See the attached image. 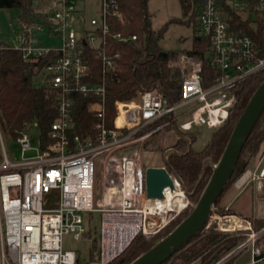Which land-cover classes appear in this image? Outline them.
Listing matches in <instances>:
<instances>
[{"label":"built area","instance_id":"built-area-1","mask_svg":"<svg viewBox=\"0 0 264 264\" xmlns=\"http://www.w3.org/2000/svg\"><path fill=\"white\" fill-rule=\"evenodd\" d=\"M49 7V32L60 43L38 47L24 41L15 48L24 60L37 64L43 86L55 94L59 115L48 140L40 135L38 145L29 134L32 127L18 134L14 142L19 159L9 153L0 127V264H110L138 236L154 237L191 207L181 181L169 171L174 189L183 193L182 204L160 209L156 198L147 196L142 146L171 122L179 121L184 132L202 126L215 131L225 125L236 102L235 89L264 71L262 50L252 37L260 34L264 39V0H194L190 14L196 17L190 19L195 36L209 40L205 57L220 73L214 84L204 86V60L182 55L172 65L183 77L178 103H170L157 89L144 90L138 99L115 101L112 124L106 119V78L118 68L121 54L112 51L110 39L137 40L115 30L117 22H124L119 0H51ZM88 50L98 54L102 67L103 77L96 82ZM77 96L90 100L87 110L97 118L94 139L75 133ZM96 164L102 167V196L97 200ZM259 177L264 178V169ZM251 178L256 177L247 171L236 187ZM262 186L259 179V190ZM165 191L159 198L164 202ZM84 213L100 214L97 257L86 262L63 244L67 235L79 240L88 234ZM229 217L242 226L223 229ZM217 219L216 229L244 232L246 240L216 264L247 249V264H263L264 229L254 230L249 220L235 215H211L208 226Z\"/></svg>","mask_w":264,"mask_h":264},{"label":"trees","instance_id":"trees-1","mask_svg":"<svg viewBox=\"0 0 264 264\" xmlns=\"http://www.w3.org/2000/svg\"><path fill=\"white\" fill-rule=\"evenodd\" d=\"M148 1L119 0L124 22H117L115 30L128 37L136 35L137 40L124 43L110 39L112 51L121 54L118 68L109 73L106 78L108 90L106 119L111 124L116 116L115 101L138 99L144 90L157 89L169 99L170 103H178L182 95L183 77L181 71L174 68L171 63L182 55H191L204 60L205 87L214 84L216 77L220 74L206 60V52L210 46L206 38L195 36L193 49L184 52L165 50L160 45L163 34L152 29V16L148 10ZM193 1L181 0L186 16L193 7ZM32 5L33 0H0V9L17 10L20 18L26 22H32L39 16ZM195 17L194 12L190 18L194 20ZM252 37L260 46L261 54L264 56V39L260 34H254ZM86 57L94 76L93 81L101 80L103 74L98 54L88 50ZM39 75L37 64L24 60L21 51L15 47L6 46L0 42V127L2 134L7 133L15 139L20 132L36 124L40 129L41 138L48 140V134L59 112L54 92L47 86L39 87L34 84V80ZM263 81L264 71L245 80L235 89L236 102L230 111L228 120L223 127L212 133L200 151L193 149V144L197 139L195 134L182 131L176 122H171L162 129L166 131L176 129L189 136V138L179 139L175 145L177 150L168 154L164 167L181 181L194 206L198 203L215 166L220 161L238 119ZM89 102V99L82 96L76 98L73 111L76 124L75 133L85 139H94L97 136L94 129L97 118L88 112ZM263 145L264 112L244 146L234 174L218 199L214 212L218 210L221 199L228 188L235 185L249 170L251 162L259 155ZM191 210L192 207H189L182 212L169 225L171 226L169 232L163 238L152 243L140 235L120 257L110 264L132 263L170 234ZM254 225L257 228H264V221H261L259 225L257 223ZM86 235L91 236V232ZM245 240L244 232L223 233L216 229L215 225L208 227L207 224L200 234L164 264H216ZM97 253L98 240L96 239L91 250V260L97 257ZM224 264H234V258L227 260Z\"/></svg>","mask_w":264,"mask_h":264},{"label":"rangeland","instance_id":"rangeland-1","mask_svg":"<svg viewBox=\"0 0 264 264\" xmlns=\"http://www.w3.org/2000/svg\"><path fill=\"white\" fill-rule=\"evenodd\" d=\"M50 1L51 0H33L32 7L37 12V14H39V18H35V20L32 22H26V20H22L17 10L0 9V42L10 47H17L24 41H27L32 46L38 47L57 46L60 43V38L50 35L49 24L47 21L50 12ZM148 10L152 16L151 21L153 31L162 32L163 34V37L160 40V45L165 50H175L179 52H184L193 49L195 29L190 19L191 14L189 13L187 16L185 15L181 0H149ZM179 59L180 58H178L176 61H178ZM176 61H174L173 63H175ZM173 63H171V65H173ZM44 81V76L39 75L34 80V84L40 87L44 85ZM185 109L186 108L180 109L176 113H182L185 111ZM187 118L188 117L186 116L182 118L181 121ZM192 132L197 138L195 143L193 144V149L195 151H200L204 147L205 143L209 140L214 130L202 126L194 127ZM29 134L32 138L33 144L38 145L40 139L39 127L37 125H33V127L29 131ZM185 137L189 138V136H187L185 133L180 132L176 129H173L171 131L162 130L154 134L142 146L141 157L144 168L146 169L149 167L166 166L168 154H170L172 151H176L177 149L175 148V145L178 143L180 138ZM3 138L9 150V153L11 155H13L14 153L16 158L19 159L20 151L18 150V146L14 142V139L7 133L3 134ZM263 169L264 145L259 155L251 162L249 170L255 172V176L253 175L252 177H257ZM252 180L253 178H251V180H249L246 185L252 182ZM263 180L261 181L264 183ZM95 182V200H97L102 196V167L99 164H96L95 168ZM243 187L240 189L237 188L236 183L235 185H231L228 190L224 193L218 210L215 212L212 211V215L216 218L235 215L240 218L249 220L254 230H263L264 228H257L254 225L255 223L259 225L261 221H264L263 217H257L255 214L256 204L253 198L254 189L250 184L248 189L245 192H242ZM240 194H242L240 199H238L236 203L230 205V203L233 202L238 196H240ZM260 196L264 199V188L262 189V193H260ZM190 201L192 203L191 207L193 208L194 203L192 200ZM83 217L85 220V228L88 233L91 232V236L86 235L85 237L76 240L73 235H67L64 237L63 244L65 250L76 251L79 259L81 261L86 262L91 260V250L94 247V241L96 239L98 240L99 238L100 214L84 213ZM231 221L236 223L237 227L242 226V224L239 225L238 222L231 217L225 219L223 224L227 225ZM217 222L218 219L214 220L208 227L214 225L218 226ZM170 227L171 226L167 227L165 230L161 231L154 237L145 240L152 243L160 240L169 232ZM262 241L264 242V235ZM248 251L250 250H244L238 255H236L234 257V261L238 259V262L240 263H247L249 257Z\"/></svg>","mask_w":264,"mask_h":264},{"label":"water","instance_id":"water-1","mask_svg":"<svg viewBox=\"0 0 264 264\" xmlns=\"http://www.w3.org/2000/svg\"><path fill=\"white\" fill-rule=\"evenodd\" d=\"M263 112L264 81L256 89L238 119L223 155L215 166L198 203L170 234L130 264H164L204 230L218 199L231 180L242 150ZM167 187L174 189L175 185L165 167L147 168L146 188L149 198H163Z\"/></svg>","mask_w":264,"mask_h":264},{"label":"crops","instance_id":"crops-1","mask_svg":"<svg viewBox=\"0 0 264 264\" xmlns=\"http://www.w3.org/2000/svg\"><path fill=\"white\" fill-rule=\"evenodd\" d=\"M248 172L250 173L251 176H253V175L255 176V172L254 171L248 170ZM261 172H262V170H261ZM261 172H260V174H261ZM260 174L256 177V179H253L252 182H250L248 185L244 186L243 189H242L243 190L242 192H245L248 189V187H249L250 184L252 185V187L254 189L253 190L254 191L253 192L254 193V197L253 198H254L255 204H256L255 205V214H256L257 217H263L264 218V199L260 196V193H262V189L264 188V185H263L264 183L261 180H263L264 178L259 177ZM259 179H260V181L262 182V185H263L261 190H259V188H258V180ZM241 195L242 194H240V196H238L233 202H231L230 205H232L233 203H236L237 200L240 199ZM236 227H237V224H236ZM261 245L264 248V242L262 240H261ZM248 252H249V257H248L247 263L251 259V251H248ZM247 263H240V262H238V259L234 261V264H247Z\"/></svg>","mask_w":264,"mask_h":264},{"label":"bare ground","instance_id":"bare-ground-1","mask_svg":"<svg viewBox=\"0 0 264 264\" xmlns=\"http://www.w3.org/2000/svg\"><path fill=\"white\" fill-rule=\"evenodd\" d=\"M165 195L167 197V200L165 202L159 198H156V200H155L156 204L158 205V207L160 209L166 208L165 206H167V205L172 207V206L177 205L179 203L182 204L183 193L181 190H179L177 188H175L173 190L172 188L167 187L166 191H165ZM226 223H227V220H226ZM221 226L224 227V229H226V230H235L234 228L236 227V223L231 221L227 225L221 224Z\"/></svg>","mask_w":264,"mask_h":264}]
</instances>
